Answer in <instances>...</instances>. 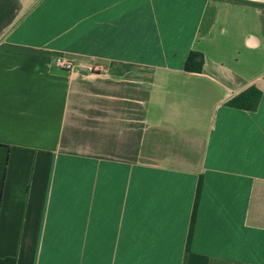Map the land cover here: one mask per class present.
Masks as SVG:
<instances>
[{
	"label": "crops",
	"instance_id": "0c3cea01",
	"mask_svg": "<svg viewBox=\"0 0 264 264\" xmlns=\"http://www.w3.org/2000/svg\"><path fill=\"white\" fill-rule=\"evenodd\" d=\"M240 1L0 0V264H264V0Z\"/></svg>",
	"mask_w": 264,
	"mask_h": 264
},
{
	"label": "trees",
	"instance_id": "16d2710c",
	"mask_svg": "<svg viewBox=\"0 0 264 264\" xmlns=\"http://www.w3.org/2000/svg\"><path fill=\"white\" fill-rule=\"evenodd\" d=\"M236 2L242 3V4H246V2L240 1V0H234ZM203 56L199 53H192L187 60L186 63V70L188 71H201L202 70V66H203ZM260 97H261V92L255 88V87H250L249 89H247L245 92L241 93L240 95H238L237 97H235L230 103V106L236 107V108H240V109H244V110H249V111H254L257 109L259 101H260ZM199 199V194L197 195V202ZM197 206V204H196ZM194 218H195V213L193 215L192 218V225L194 222ZM6 264H15V262L13 260H4L3 261Z\"/></svg>",
	"mask_w": 264,
	"mask_h": 264
},
{
	"label": "built area",
	"instance_id": "2783aa9c",
	"mask_svg": "<svg viewBox=\"0 0 264 264\" xmlns=\"http://www.w3.org/2000/svg\"><path fill=\"white\" fill-rule=\"evenodd\" d=\"M54 63L60 69L68 72H74L79 69V66L76 65L75 63L61 58H57Z\"/></svg>",
	"mask_w": 264,
	"mask_h": 264
},
{
	"label": "water",
	"instance_id": "95a60500",
	"mask_svg": "<svg viewBox=\"0 0 264 264\" xmlns=\"http://www.w3.org/2000/svg\"><path fill=\"white\" fill-rule=\"evenodd\" d=\"M83 69H86V68H83Z\"/></svg>",
	"mask_w": 264,
	"mask_h": 264
}]
</instances>
